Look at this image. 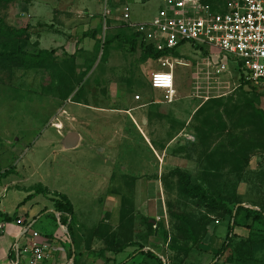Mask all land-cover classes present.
<instances>
[{"label": "rangeland", "instance_id": "rangeland-1", "mask_svg": "<svg viewBox=\"0 0 264 264\" xmlns=\"http://www.w3.org/2000/svg\"><path fill=\"white\" fill-rule=\"evenodd\" d=\"M199 1L229 9L238 0ZM161 6L162 0H0V21L30 27L29 37L11 49L54 51L50 60L32 69L0 59V213L30 211V221L37 217L34 231L43 237L62 236L66 243L60 219L49 213L38 216L46 207L51 211L47 196H68L77 216L98 219L105 211L103 195L118 181L119 173L110 172L123 140L122 122L108 124L100 109H123L136 102L147 107L146 130L154 146L169 148L168 158L182 164H169L166 158L161 174L141 178L162 185L170 219L153 254L170 264H264L263 225L256 227L251 244L239 243L226 255H217L223 245L214 239L216 233L215 241L206 243L207 233L229 221L223 211L204 208L183 194L175 174L176 169L188 174L192 184L201 185L222 206L264 211V87L253 88L239 79L236 57L208 46L183 45L172 54L186 64L175 68L178 98L166 104L165 94L151 88L160 62L148 57L117 20L124 7L141 22L154 18ZM221 62L228 72H217ZM184 129L194 142L175 141ZM71 132L82 134L84 141L77 149L63 150L62 139ZM133 157L132 163L140 160ZM130 181L124 190L133 197L137 180ZM38 191L43 194L19 207ZM182 214L192 221L198 244L179 231L182 223L176 216ZM142 223L149 227L140 233L147 241L140 247L145 248L149 235L159 230L147 220ZM100 230L105 237L110 233L108 226ZM110 239L108 235V243ZM142 253L144 261L160 263L145 256L148 251ZM98 257L105 259L103 253Z\"/></svg>", "mask_w": 264, "mask_h": 264}, {"label": "crops", "instance_id": "crops-1", "mask_svg": "<svg viewBox=\"0 0 264 264\" xmlns=\"http://www.w3.org/2000/svg\"><path fill=\"white\" fill-rule=\"evenodd\" d=\"M243 78L245 79L244 75L241 74L239 79L244 82L246 79L244 80ZM175 85H177L176 76ZM246 85H251L253 88L262 87L255 86L249 81H247ZM151 88L153 89V92H158V90L154 89L152 86ZM158 93L164 94L163 91ZM166 104L170 105L173 103ZM110 108L111 107L100 109L101 112L104 114L106 113L105 115L108 117L107 120H109L107 123L110 124L113 122V125H115V121L122 122L123 140L121 146L117 148V150L120 151V156L116 158L114 168H112L110 172L119 173V177H117L118 181L111 185V191L109 193L103 195L104 200H102L101 204H103L105 211L100 214L102 217L100 216L95 221L92 220L90 214L85 216L80 214L77 216L78 214H76L75 207L72 204L74 208V220L76 227L78 228V231H76V248L74 246V260V253L71 256L74 244L70 240L68 233H66L69 238H67L68 243L65 242L66 238H62V236H59L58 238L48 235L44 236V238L52 242L57 249V251L53 253V258L47 264H160L155 260L149 262L144 261V253L142 252L148 251L154 253L153 248L156 249L157 246L161 245V241H155L159 240L158 237L161 235L162 231H168L170 219L167 213L162 185L159 186V182L156 179L146 181L141 180V178L146 176L152 177V175L156 177L162 173L165 161L167 163L166 158H168L167 153L169 148L160 151L158 150V147H155L152 143V139L146 130L148 120L146 119L144 112L147 110V107H140L136 102H129L123 107V109ZM185 133H187V129L182 130L180 134L177 135L175 141L180 139L187 142L195 141L192 134L186 135ZM69 134L70 133L62 139L63 150L77 149L81 142L84 141L82 134L77 133V145L73 149H67L64 142ZM107 149L110 151L115 150L110 147H107ZM101 152L104 153L105 150L103 149ZM133 156H139L140 160H134L132 163L131 157ZM168 163L182 165L177 159L172 157L168 158ZM131 178L137 180L136 183H133L135 185L134 188L136 189V193L133 197L129 195V190L128 192L124 190L127 188V185L129 187L131 186V184H129L131 183ZM102 181L103 177L100 178V182ZM124 191L127 194H124ZM32 208L33 207H30L29 210ZM45 209L48 210L47 213H49V215H55V218L59 221L60 215L53 213V203L50 209L51 211H49L48 207ZM1 212L0 226H2L3 229L0 231V264H15L18 258L17 246H22L26 241L23 236L25 227L28 224H32L33 228V222H36L37 217L32 218V221H30L31 215L30 211H28L24 214H17V218H19L17 222L9 223L6 222L2 216V214L9 215V213L6 211ZM40 213L38 216H40ZM146 220L149 221L152 229L159 230V232L157 234L154 233L153 235H149L148 244L145 248L140 250V244L147 242L140 237L141 232H149V227L145 223H142ZM239 223L242 226L247 223L243 215L239 218ZM103 224L108 226L110 232L106 237L100 230L101 228H106ZM102 225L103 227H101ZM60 227L62 230V225H60ZM222 228H224V230H222ZM62 233L65 234L63 231ZM228 233L229 230L226 224L214 227L207 233L206 243H213L215 241L214 239H216L218 245H223L228 237ZM236 233L240 236L246 235V232L242 228H238ZM108 235L111 236L109 243L107 241ZM214 235L215 238L213 239L212 237ZM210 240L211 242H209ZM162 250L164 251V249ZM100 253L104 254L105 259L98 257ZM157 256L161 260L164 258L161 254ZM69 257L70 261L68 262L67 259ZM213 263H215V261H212L211 264ZM162 264H170V262L168 261L165 263L162 261Z\"/></svg>", "mask_w": 264, "mask_h": 264}, {"label": "built area", "instance_id": "built-area-1", "mask_svg": "<svg viewBox=\"0 0 264 264\" xmlns=\"http://www.w3.org/2000/svg\"><path fill=\"white\" fill-rule=\"evenodd\" d=\"M117 20L144 48L161 54L158 59L161 67L152 74L151 86L164 92L167 103L178 98L175 68L185 63L172 58V54L183 45L208 46L236 57L245 79L264 87V0H238L229 9L215 8L199 0H162L157 15L150 20L135 22L128 7L123 8ZM227 71V64L221 62L217 72ZM62 231L68 233L65 226ZM23 236L26 241L17 246L15 264L51 261L57 249L34 231L32 224L25 227ZM162 261L168 262L166 258Z\"/></svg>", "mask_w": 264, "mask_h": 264}, {"label": "trees", "instance_id": "trees-1", "mask_svg": "<svg viewBox=\"0 0 264 264\" xmlns=\"http://www.w3.org/2000/svg\"><path fill=\"white\" fill-rule=\"evenodd\" d=\"M29 29V26L25 28H15L8 26L3 21H0V45H3L6 49V51L0 52V59H8L11 62L18 64L22 63L24 67L32 69L39 67L42 63H45L52 58L54 51L49 52L47 50H40L37 53H30L25 51V49L21 46L11 49L13 46H15V42H22L24 39H27L29 37ZM134 37V41L136 42V36ZM140 46L144 49L147 56L151 59L158 60L161 56L160 53L154 51L152 48H144L143 45ZM244 83L246 84L247 81L245 80ZM175 174L179 178L180 189L183 194H185L189 198L197 200L200 205L204 208L213 211H223L225 214V219L229 221V233L227 241L223 244L222 249L218 252V256H224L227 253L233 251V249L236 248L239 243H245V245L249 243L251 244L253 236L254 234H256L257 231L256 227L260 225H263L262 227H264L263 210L246 208L239 204L233 208H229L228 206H222L217 199L211 198L201 185L192 184L190 176L188 174L184 173L180 169H176ZM41 194H43V192L38 191L35 194L29 196L19 207L25 205L26 203L34 199V197ZM45 196H47V194H45ZM47 197L51 201V203H53V208L56 214L60 215L59 218L61 225L68 228L69 238L76 248V231H78V228L76 227L74 220V208L72 203L70 202L67 196L58 193L52 194L51 196ZM47 212V209L43 210L40 213V216ZM242 215L244 216L247 222V224H245L244 226L239 223V218ZM2 216L3 219L9 223L15 222L18 219L17 214L13 216L2 214ZM176 219H178L182 223V226L179 228V231L185 235L186 240L193 244H198L200 238L195 232L192 221L186 215L183 214L177 215ZM147 223H149L148 220ZM238 228L244 229L246 235H238L236 233V230ZM142 249L143 247H140V250ZM72 255L73 252L71 251V256ZM145 256L149 258H154L160 261V264H162L161 259L152 252H148L147 254H145Z\"/></svg>", "mask_w": 264, "mask_h": 264}, {"label": "water", "instance_id": "water-1", "mask_svg": "<svg viewBox=\"0 0 264 264\" xmlns=\"http://www.w3.org/2000/svg\"><path fill=\"white\" fill-rule=\"evenodd\" d=\"M77 142H78V134L77 133H70L65 142H64V145L67 149H73L76 145H77ZM243 207H245L244 205H242ZM54 214H56L55 211H53ZM57 215V214H56ZM73 260L75 259V248H74V245H73Z\"/></svg>", "mask_w": 264, "mask_h": 264}]
</instances>
